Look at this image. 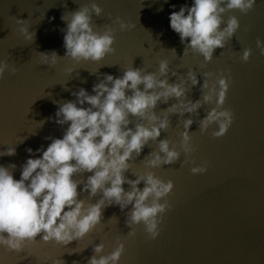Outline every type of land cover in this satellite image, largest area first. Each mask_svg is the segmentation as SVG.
I'll return each instance as SVG.
<instances>
[{"label": "water", "instance_id": "water-1", "mask_svg": "<svg viewBox=\"0 0 264 264\" xmlns=\"http://www.w3.org/2000/svg\"><path fill=\"white\" fill-rule=\"evenodd\" d=\"M192 2L0 0V60L17 68L16 75L6 71L0 77V166L16 165L13 172L16 180L20 179L21 166L26 160L40 158L37 149L42 146L46 149L51 143L46 137H63L68 125L61 127L54 122L58 102L74 101L72 93L81 88L94 95L92 88L99 82L98 76L118 78L132 68L142 69V74L157 72L159 62L167 61L170 84L178 82L177 77H185L189 70L194 72L199 83L192 88L187 85L190 89L187 99L195 102L201 98L203 73H213L210 85L219 73H224L231 77L224 108L234 115L226 135L214 140L211 133L217 130L215 125L203 135L198 131L199 120L214 104L204 105L191 117L185 114L183 119L194 121L189 128L196 147L190 158L194 161L192 164L181 167L184 160L181 154L173 165L145 168L144 158L156 150L151 142L130 162V169L124 174L127 179L135 180L151 171L174 185L167 197L171 211L164 215L156 240L146 237L143 225L136 228L135 237L128 238L130 229L125 220L131 206L123 212L118 206H109L102 210L101 223L79 241L59 246L53 242L44 244L37 236L35 244L18 254L0 247V264H51V260H60L59 264H87L96 245H104L100 255L106 256L114 250L118 238L124 243L118 264H264V56L259 54L255 44L257 38L264 42V0H256L247 15L238 11L224 14L225 21L235 16L240 28L224 49L214 51L211 62L203 68L201 56L191 51L183 56L184 46L169 26L171 12L179 11L185 4L191 7ZM91 3L103 10L101 17H92L94 30H100L105 24L117 29L114 54L100 63L75 64L58 59L53 68L40 64V52L55 50L59 57L65 54L61 30L66 24L61 21V15ZM116 17L135 27L120 32L118 26L112 24ZM14 18L26 20L29 31H35L34 43L29 44L18 36ZM245 48H250L252 55L247 63H242L239 56ZM68 69H72L71 75ZM171 72H176L177 76H171ZM126 95L131 93L126 92ZM174 103H177L175 99H170L168 104L158 103L154 110L156 115L162 116L161 111ZM169 119V128L161 132L157 142L167 139L170 148L175 145L179 151L183 119L179 120L175 114ZM129 120V128L141 122L132 117ZM41 121H44L42 127ZM7 148H15L16 154L3 156ZM26 149H32L34 155L30 157ZM203 162L208 163V171L204 175H192L190 168ZM89 175L91 173H84L74 178L82 182ZM82 187L81 183L78 194ZM123 187L128 190L126 184ZM138 187L142 189L143 182ZM100 198L99 194L92 200L87 198V193L78 195L86 207Z\"/></svg>", "mask_w": 264, "mask_h": 264}, {"label": "clouds", "instance_id": "clouds-1", "mask_svg": "<svg viewBox=\"0 0 264 264\" xmlns=\"http://www.w3.org/2000/svg\"><path fill=\"white\" fill-rule=\"evenodd\" d=\"M255 4L256 0H193L191 7L185 4L179 11H172L169 26L184 46L183 56L189 51L201 56L203 68L211 62L214 51L224 49L226 42L240 28L235 16H229L225 21L224 14L238 11L247 15ZM102 12L96 3H91L80 6L76 11L63 13L60 19L66 24V28L61 30L65 54L59 57L55 50L40 52V64L53 68L58 59L75 64L100 63L106 56L114 54L117 29L108 24L102 25L100 30L93 28L92 17L99 18ZM14 24L19 37L29 44L35 42L36 33L29 31L26 20L14 18ZM112 24L117 25L120 32L135 27L119 17ZM255 44L259 54L264 56V42L257 38ZM171 51L175 54V49ZM251 55L252 50L245 48L239 59L247 63ZM6 71L9 75H16L17 68L10 66L6 60H0V77ZM67 72L71 75L72 69ZM142 72V69L132 68L118 78L104 75L101 79L98 76L99 82L92 88L94 95L81 88L72 93L74 101L58 102L54 122L61 127L67 124L68 127L60 139L46 137L51 143L46 149L43 146L37 149L40 158L26 160L21 166L19 180L13 177L16 165L0 166V247L5 251L18 254L35 244L37 236L44 244L53 242L59 246L79 241L101 223L102 210L109 206H118L122 212L131 206L125 220L130 229L128 238L135 237L136 228L143 225L146 237L153 241L157 239L163 217L171 211L167 197L174 187L172 181L165 182L151 171L135 180L127 179L124 174L130 169V162L140 156L149 142L155 144L156 150L143 160L147 169L173 165L181 154L184 156L181 167L194 163L190 158L196 147L189 135L194 121L183 117L185 114L191 117L204 105L215 106L199 120V133L203 135L215 125L217 130L212 131V139L226 135L234 119L233 112L224 108L231 77L219 73L210 85L213 73H203L201 98L193 102L187 99L190 90L187 85L192 88L199 83L193 71L189 70L185 77H177L178 82L172 84L169 83L167 61L159 62L157 72ZM171 76L175 77L177 73L171 72ZM126 92L131 95H126ZM170 99H175L177 103L161 111L162 116H157L154 110L158 103L168 104ZM85 104L88 107H83ZM173 114L179 120L183 119L184 131L180 133L179 151L175 145L170 148L167 139L157 142L161 132L169 128V117ZM129 117L142 123L137 122L129 128ZM48 119L53 120L51 117ZM43 123L40 122L41 127ZM26 152L30 157L34 155L32 149H26ZM15 154V148H7L3 156ZM207 171V162L190 168L194 176L204 175ZM84 173H91L86 181L74 178ZM142 182L143 188L140 189L138 186ZM81 183L83 187L78 194L77 188ZM125 184L127 191L123 187ZM83 193H87L89 200L98 194L101 198L86 207L85 201L78 199V195ZM103 250V244L96 245L87 264H118L124 252V243L118 238L110 254L100 255ZM59 262L51 260V264Z\"/></svg>", "mask_w": 264, "mask_h": 264}]
</instances>
